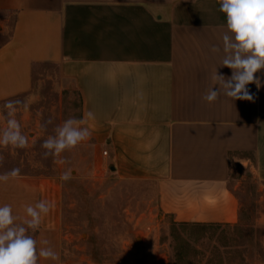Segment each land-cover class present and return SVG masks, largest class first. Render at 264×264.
I'll return each mask as SVG.
<instances>
[{
  "label": "crops",
  "instance_id": "crops-1",
  "mask_svg": "<svg viewBox=\"0 0 264 264\" xmlns=\"http://www.w3.org/2000/svg\"><path fill=\"white\" fill-rule=\"evenodd\" d=\"M0 11L14 14L0 45V102L29 93L38 65L57 66L79 92L81 118L94 113L81 125L91 132L82 143L94 141L99 161L121 179L153 181L159 209L178 224L239 222L231 165L251 166L264 181V86H247L254 102L202 99L224 55L218 0H0ZM257 75L264 82V70ZM61 181L20 175L0 183V206L11 205L18 223L27 205H54L30 234L47 239L60 260L39 264H69Z\"/></svg>",
  "mask_w": 264,
  "mask_h": 264
},
{
  "label": "rangeland",
  "instance_id": "rangeland-1",
  "mask_svg": "<svg viewBox=\"0 0 264 264\" xmlns=\"http://www.w3.org/2000/svg\"><path fill=\"white\" fill-rule=\"evenodd\" d=\"M13 24L14 14L0 11V45ZM9 100L22 102L15 118L29 140L23 149L0 146V173L20 168V175L60 179L71 170V179L61 181L62 253L69 264H264V181L251 166L231 165L230 186L241 202L237 224H178L159 209L153 181L118 177L111 162L98 160L94 141L44 157L41 145L54 128L81 115L75 84L57 66L38 65L29 93L0 102V132Z\"/></svg>",
  "mask_w": 264,
  "mask_h": 264
},
{
  "label": "clouds",
  "instance_id": "clouds-1",
  "mask_svg": "<svg viewBox=\"0 0 264 264\" xmlns=\"http://www.w3.org/2000/svg\"><path fill=\"white\" fill-rule=\"evenodd\" d=\"M219 11L226 15V31L222 36L224 53L220 67L232 70L230 77L218 72L210 75L211 84L202 99L209 104L215 103L223 95L231 100L254 102V94L247 87L255 84L257 89L264 86L260 73L264 70V0H218ZM211 52L220 53L221 48L213 45ZM218 86V87H217ZM21 101L9 100L4 104L7 127L0 132V146L12 148L28 147V136L22 133L21 125L15 118L17 105ZM27 107V105H24ZM89 111L82 118L70 117L54 128V135H49L41 145L45 158L59 157L66 150L76 148L81 142L90 138L87 127H81L85 119H94ZM52 123L51 119L47 122ZM4 161L0 155V165ZM63 163V161H60ZM21 174L20 168L0 173V183H8ZM60 179H71V170L64 172ZM54 207L46 200L38 201L34 206L25 207L26 216L17 222L19 217L13 214L11 205L0 206V264H39L41 258L59 261V254L48 246L49 241H37L34 235L46 216ZM43 245V246H40Z\"/></svg>",
  "mask_w": 264,
  "mask_h": 264
},
{
  "label": "built area",
  "instance_id": "built-area-1",
  "mask_svg": "<svg viewBox=\"0 0 264 264\" xmlns=\"http://www.w3.org/2000/svg\"><path fill=\"white\" fill-rule=\"evenodd\" d=\"M103 155H104L105 157H107V156H108V151H107V150L103 151Z\"/></svg>",
  "mask_w": 264,
  "mask_h": 264
},
{
  "label": "water",
  "instance_id": "water-1",
  "mask_svg": "<svg viewBox=\"0 0 264 264\" xmlns=\"http://www.w3.org/2000/svg\"><path fill=\"white\" fill-rule=\"evenodd\" d=\"M137 238L140 239V235H138Z\"/></svg>",
  "mask_w": 264,
  "mask_h": 264
},
{
  "label": "trees",
  "instance_id": "trees-1",
  "mask_svg": "<svg viewBox=\"0 0 264 264\" xmlns=\"http://www.w3.org/2000/svg\"><path fill=\"white\" fill-rule=\"evenodd\" d=\"M78 94H79V92H78ZM80 102H81V100H80ZM80 118H81V115H80ZM253 160H254V158H253Z\"/></svg>",
  "mask_w": 264,
  "mask_h": 264
}]
</instances>
